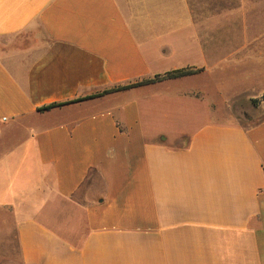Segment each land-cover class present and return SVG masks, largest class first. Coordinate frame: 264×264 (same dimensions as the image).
<instances>
[{
	"label": "crops",
	"instance_id": "0c3cea01",
	"mask_svg": "<svg viewBox=\"0 0 264 264\" xmlns=\"http://www.w3.org/2000/svg\"><path fill=\"white\" fill-rule=\"evenodd\" d=\"M0 40V264H264V0H0Z\"/></svg>",
	"mask_w": 264,
	"mask_h": 264
},
{
	"label": "rangeland",
	"instance_id": "374dc122",
	"mask_svg": "<svg viewBox=\"0 0 264 264\" xmlns=\"http://www.w3.org/2000/svg\"><path fill=\"white\" fill-rule=\"evenodd\" d=\"M2 40H0L1 42ZM264 101V94L260 97V99H257L256 103H254L255 107H251L250 105H247L246 103L239 102L238 106L242 107V109L238 113L243 112L242 115H240V119L243 120L244 123H249L250 120L253 122H259L264 118V107H260V104ZM246 114V115H245Z\"/></svg>",
	"mask_w": 264,
	"mask_h": 264
},
{
	"label": "trees",
	"instance_id": "16d2710c",
	"mask_svg": "<svg viewBox=\"0 0 264 264\" xmlns=\"http://www.w3.org/2000/svg\"><path fill=\"white\" fill-rule=\"evenodd\" d=\"M190 73V71H187V70H178V71H173V72H169L163 76H156L154 79L152 80H146V81H143V82H139L137 84H133V85H129V86H126V87H120V88H117V89H114L112 91H105L104 94H107L109 92H113V91H118V90H122V89H126V88H130V87H134V86H140V85H145V84H151V83H156L158 81H162V80H165V79H171V78H178V77H182V76H186ZM254 103H256V100L254 101ZM55 105L53 106H49L47 107L46 109H49L51 107H54Z\"/></svg>",
	"mask_w": 264,
	"mask_h": 264
}]
</instances>
